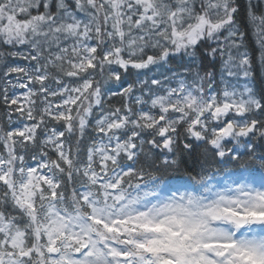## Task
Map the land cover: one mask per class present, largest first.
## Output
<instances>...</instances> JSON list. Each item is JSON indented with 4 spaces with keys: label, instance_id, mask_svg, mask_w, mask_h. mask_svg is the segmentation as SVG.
Wrapping results in <instances>:
<instances>
[{
    "label": "snow or ice",
    "instance_id": "obj_1",
    "mask_svg": "<svg viewBox=\"0 0 264 264\" xmlns=\"http://www.w3.org/2000/svg\"><path fill=\"white\" fill-rule=\"evenodd\" d=\"M0 264H264V0H0Z\"/></svg>",
    "mask_w": 264,
    "mask_h": 264
},
{
    "label": "trees",
    "instance_id": "obj_2",
    "mask_svg": "<svg viewBox=\"0 0 264 264\" xmlns=\"http://www.w3.org/2000/svg\"><path fill=\"white\" fill-rule=\"evenodd\" d=\"M252 39H253V37H252L251 31H249V33H248V41L251 42ZM115 102L118 103V101H115Z\"/></svg>",
    "mask_w": 264,
    "mask_h": 264
}]
</instances>
